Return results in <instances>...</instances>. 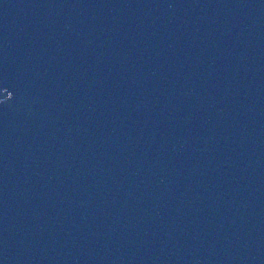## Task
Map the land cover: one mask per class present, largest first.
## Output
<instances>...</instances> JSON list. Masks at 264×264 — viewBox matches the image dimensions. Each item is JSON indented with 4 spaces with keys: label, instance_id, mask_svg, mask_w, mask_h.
I'll list each match as a JSON object with an SVG mask.
<instances>
[{
    "label": "water",
    "instance_id": "obj_1",
    "mask_svg": "<svg viewBox=\"0 0 264 264\" xmlns=\"http://www.w3.org/2000/svg\"><path fill=\"white\" fill-rule=\"evenodd\" d=\"M0 264H264V0H0Z\"/></svg>",
    "mask_w": 264,
    "mask_h": 264
}]
</instances>
